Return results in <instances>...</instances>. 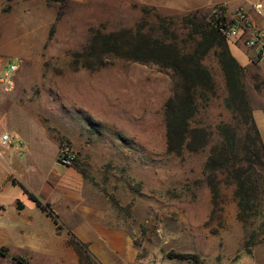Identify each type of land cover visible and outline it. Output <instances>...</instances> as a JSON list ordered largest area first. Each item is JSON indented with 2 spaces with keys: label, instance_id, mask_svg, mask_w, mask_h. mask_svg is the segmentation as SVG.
Returning a JSON list of instances; mask_svg holds the SVG:
<instances>
[{
  "label": "rangeland",
  "instance_id": "obj_1",
  "mask_svg": "<svg viewBox=\"0 0 264 264\" xmlns=\"http://www.w3.org/2000/svg\"><path fill=\"white\" fill-rule=\"evenodd\" d=\"M141 8L130 0H0V73L10 64L18 65L12 88L4 91L0 83V128L18 139L22 134L35 137L29 149L22 146L28 153L22 154L27 167L22 179L15 185L6 182L0 192V248H7L6 255L0 253V264H20L13 256L29 264H86L67 241L102 240L79 234L96 233L91 226L96 223L122 231L110 240L132 250V260L118 258L115 264L250 262L243 249L247 229L236 219L232 187L221 186L215 203L204 179L208 147L182 156L165 152L162 107L172 94L169 75L154 64L119 58L99 69L69 66L71 53L81 50L91 31L155 23L156 16L172 30L181 13ZM215 72L222 87L221 75ZM244 82L264 142V62L252 59ZM222 97L219 89L202 116L213 129L230 118ZM35 98L39 101L26 102ZM51 123L67 128L73 137L61 141L75 154L67 168L79 167L87 183L75 187L69 182V190L76 194L74 215L63 206L64 198L50 206L59 229L23 190L31 188L42 200L33 184L45 175L55 180L65 169L56 161L54 142L47 138ZM217 138L214 134L212 142ZM16 199L25 204L20 213ZM91 209L93 215L100 209L105 218L85 219L81 211ZM88 251L91 264H104L89 247ZM170 252L195 253L198 262L171 257Z\"/></svg>",
  "mask_w": 264,
  "mask_h": 264
},
{
  "label": "trees",
  "instance_id": "obj_2",
  "mask_svg": "<svg viewBox=\"0 0 264 264\" xmlns=\"http://www.w3.org/2000/svg\"><path fill=\"white\" fill-rule=\"evenodd\" d=\"M141 6L145 12L156 9ZM213 7L181 12L176 24L172 23V30L156 16L155 23L139 21L130 28L91 31L81 50L71 53L69 66L99 69L109 59L119 58L154 64L169 75L172 94L162 107L165 152L182 156L208 147L203 174L211 198L216 203L220 187H232L236 219L247 229L243 249L250 254L252 246L261 242L264 234V142L244 82L246 66L231 53L228 39L219 30V19L210 16ZM215 69L221 75L222 87ZM219 89L230 118L220 120L213 129L202 116ZM214 134L218 138L212 142ZM23 190L58 227L49 204L42 203L26 188ZM256 221L255 228L251 227ZM67 244L80 261L91 264L86 243L71 237ZM0 253L6 255L7 248L1 247ZM169 256L198 262L195 253L170 252ZM12 259L29 264L20 256Z\"/></svg>",
  "mask_w": 264,
  "mask_h": 264
},
{
  "label": "crops",
  "instance_id": "obj_3",
  "mask_svg": "<svg viewBox=\"0 0 264 264\" xmlns=\"http://www.w3.org/2000/svg\"><path fill=\"white\" fill-rule=\"evenodd\" d=\"M69 1L82 2L84 0H69ZM130 1L137 5L138 4L147 5L163 10H175L181 12H187L196 9H207L216 5H223L228 13H232L237 9H242L246 11L250 19L253 21V23L257 27L264 29V0H130ZM256 4L262 5V9H261L262 15H260L255 10L254 5ZM228 46L233 56L237 59V61L241 65L247 66L251 63L252 52L250 50L242 47L241 45H237L231 42L228 43ZM15 96L16 95H14V97ZM31 101L32 102L39 101V98L28 99V101L26 102H31ZM2 106L3 105L0 100V108H2ZM0 124H1V116H0ZM47 128L49 129V132H47V138L54 142L53 144L55 147L54 154L56 156V152L60 144V141H62V139H70L73 137L68 134L67 128L66 129L59 128L55 126V124L53 123L48 124ZM5 131L7 132V130L1 129L0 134ZM34 138L35 137L33 135L22 134L21 138L19 139L16 136H14V140L12 144L7 147L2 146L0 143V192L2 191L6 182L8 183L10 182V184L12 183L13 185H15L16 182L22 179L23 171L27 170V167L24 168V166L26 165V160L22 158V154L25 155V157L28 156V153L24 151V148H22V146L25 145L26 150L29 149L30 140ZM75 166H73L74 169H68L67 168L68 166H64L65 169H61L57 177H55V180H50L49 177L45 175V178H42L38 182V185L33 184V187H37V190L35 191H37L38 195L42 197V200L38 197L42 203H48L49 207L50 206L55 207V205L58 206V202H62V199L64 198L63 203L65 205L63 206L70 213H72V215L76 213L73 206V197H75L76 194L71 193V191L69 190L70 188H68V185L70 182L71 185L76 187L77 185L86 182H85V178L81 174V170L79 169V167H75ZM29 185L32 186L31 183ZM29 190L34 195H36V192H34V190H31V188H29ZM27 198L29 199L28 196ZM29 200L33 202L31 199ZM76 201H78V199H76ZM2 203L3 201L0 198V211L3 210ZM34 205L38 207L35 203ZM15 208L17 210V213H20V211H23L25 209V204L21 202L19 199H16ZM77 210L80 211V209ZM92 211L93 210L91 209V211H89L88 213H86V211H81V212L85 219H91L94 217L98 219L105 218V214H103V211H101L100 209L98 211L95 210L97 215H93L94 213L92 214ZM53 213L57 217V214L55 212ZM54 225L56 224L54 223ZM91 226L94 228V230H96V233L83 232L79 234H82L83 236L101 237L102 240L98 238H93L89 240L88 241L89 243L87 245L89 247V250L104 264H115V260L118 258L128 261L133 259L131 252L132 250L128 246L125 249L122 247V244H115L110 240V236H112V234H114L115 232H119L120 234L122 233V231L117 230L115 226L114 227L108 225L103 226L100 225L99 223L91 224ZM17 228L20 227L17 226ZM56 229H59L57 228V225H56ZM249 258H250V262L247 264H264V240L252 246L251 252L249 254Z\"/></svg>",
  "mask_w": 264,
  "mask_h": 264
},
{
  "label": "built area",
  "instance_id": "obj_4",
  "mask_svg": "<svg viewBox=\"0 0 264 264\" xmlns=\"http://www.w3.org/2000/svg\"><path fill=\"white\" fill-rule=\"evenodd\" d=\"M255 10L262 15V5H254ZM213 19H219V30L229 42L240 44L252 52V59L264 62V29L257 27L250 19L246 11L237 9L228 13L223 5H216L210 11ZM17 63L10 64L0 73V83L4 90L8 91L13 86V74L17 69ZM14 136L8 132L0 134V143L7 147L12 144ZM75 154L68 143H61L56 152V161L63 166L74 163Z\"/></svg>",
  "mask_w": 264,
  "mask_h": 264
}]
</instances>
